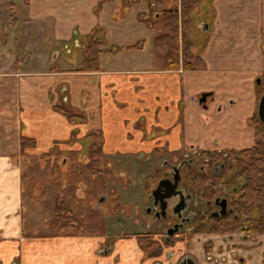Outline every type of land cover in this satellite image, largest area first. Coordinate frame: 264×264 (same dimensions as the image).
I'll return each instance as SVG.
<instances>
[{
  "label": "crops",
  "instance_id": "1",
  "mask_svg": "<svg viewBox=\"0 0 264 264\" xmlns=\"http://www.w3.org/2000/svg\"><path fill=\"white\" fill-rule=\"evenodd\" d=\"M100 1L8 0L10 9L16 14L15 20L24 21L21 25V36L27 37V40L31 38L28 41L32 43L30 47L38 48L42 41L45 42V37L48 38V44L54 45L48 49L49 45L45 44L47 51L42 53L43 60L33 51L22 52L23 58L30 53L24 66L18 65L20 59L16 63L0 61V264H155V260L164 261V258L146 259L135 239H122L110 247L109 254H102V246L105 243L102 237L79 234L26 237L24 233L21 138L34 139L37 146L43 147L44 142L52 140L55 127L52 121L47 126L33 123L35 116L23 112V94L29 108L38 100L37 95L47 90L52 92L58 103L60 98L56 92L65 84L66 78L76 77L73 69H69L76 62V57L71 60L70 65L66 60L65 68L59 70L52 67L51 63L61 60L62 49L71 47L75 41L81 43V40L89 38L99 28L105 31L109 28L116 38L134 40L144 35L145 31L154 32V29H147L137 21L139 14L149 10L143 2L108 1L103 4L102 12L98 14ZM209 4L215 12L212 14V23L204 20L198 26L199 30L207 34L211 32L203 42L204 50L200 55L205 69L166 71L163 58V62L160 60L162 69L141 73L152 74V83H156L158 79V82L163 84H181L178 91L170 95V98L176 97L177 101L183 102L180 109L170 110V115L155 114L154 122L150 121L145 125L149 131L156 130L157 133L165 135L157 138L155 135L151 140H144L138 134L137 127L125 124V117L115 111L116 109L105 101L104 96L95 103L97 106L93 114L90 112L85 119V132L117 133L116 136L107 138L109 145L103 147L105 154L107 149H110V143L114 141L124 142V146L129 150L167 147L172 152L186 147L242 151L254 146L255 129L248 125V119L253 116L259 100L255 88L257 80L264 76V14L261 11L262 7L264 11V0H209ZM241 4L247 7L248 12L235 10V6ZM122 5L127 13L132 11V20L125 13L114 22L116 11ZM196 21L195 17L192 30L187 36L193 47L195 42L192 35L197 29ZM162 33V29L154 32L153 45L156 37ZM146 42L147 39L139 41V50L127 49L138 44L125 45L122 47L123 52H139L140 55L133 54V58L143 59L154 67L158 59L155 45L152 51H147L148 54L143 56ZM84 48H74L78 52L76 56L80 65L77 70L80 71L84 61ZM106 54L109 53H102L99 58L105 57ZM9 55L7 50L3 52L4 58L9 59ZM101 74L102 71L99 70L80 74L84 77L83 103L88 101L92 92L95 97L105 90L102 87L93 89L91 84L88 88L85 87L92 77H99ZM125 74L110 73L116 79ZM163 76L167 80L163 79L161 82L160 77ZM258 82L260 83L259 80ZM117 84L125 86L120 80H117ZM72 89L75 94L74 103H81L76 84H72ZM164 93L167 94L165 91ZM203 93H209L205 107L199 103V97ZM161 97L159 92L153 94V109L156 105L157 108L161 107ZM53 105H47V110L51 112L50 117L60 118ZM41 116L44 118V115ZM119 116L122 117V125L117 124ZM23 122H27V125ZM129 132H134L135 140L127 138ZM119 148L121 144L115 150ZM206 244H211L208 251L205 250ZM173 249L180 251L179 255L177 252L171 261H165L164 264H176L182 251V255L190 253L195 264H239L236 261L238 259L240 264H264V233L247 240L243 239L241 233L195 235L191 238L189 249L186 245H176Z\"/></svg>",
  "mask_w": 264,
  "mask_h": 264
},
{
  "label": "rangeland",
  "instance_id": "2",
  "mask_svg": "<svg viewBox=\"0 0 264 264\" xmlns=\"http://www.w3.org/2000/svg\"><path fill=\"white\" fill-rule=\"evenodd\" d=\"M108 2V1H105ZM104 2V3H105ZM103 3V4H104ZM179 0H164V4L152 7L148 3H144L147 8L157 11L174 9L178 6ZM102 4V7H103ZM119 8V7H117ZM133 8V7H132ZM122 5L116 11L114 22L119 17L126 15L132 20L131 13H127ZM134 10V9H133ZM237 12L246 13L248 9L245 5L235 6ZM262 13L264 14L263 7ZM98 12V11H97ZM102 9L98 12L101 13ZM109 12V11H108ZM215 13L213 6L209 4V0H202L192 12L193 19L196 17L194 31L195 46L192 53L200 57L204 50L203 42L209 37V32H203L198 29L199 23L206 20L207 23H212V14ZM15 12H12L8 5V0H0V61L5 60L9 63H16L20 59L18 65L24 66L28 60V53L24 58L22 52L25 50L33 51L35 55L39 54L40 60H43V52L51 49L54 44H48L45 37V42L38 45V48H32L31 42H28L27 37L21 36L23 20H15ZM165 15L162 17L160 24L154 29V32L162 29ZM127 19V18H126ZM138 21V17H137ZM136 23V22H135ZM143 24V23H142ZM127 25V24H126ZM145 25V24H144ZM145 27L149 29L146 25ZM109 29V28H108ZM103 29V44L99 49H111L109 54L105 57L98 58L94 71H102L99 77H92L86 82V88L91 84L92 88L105 89L103 92L96 94L94 92L88 98L86 103L84 99V77L80 74L82 71L79 68V61L76 49L71 44L70 53L67 49L61 50V60L51 63L52 67L63 69L66 60L70 65L71 60L76 57V62L70 66L72 72L76 73V77H68L67 81L56 92L60 98L56 103V99L52 92L37 95L38 100L27 107L26 96L23 94L22 105L25 107L23 112L28 115H34L33 123L38 126H47L52 121L55 127L52 140L44 142V145L36 146L34 148L21 150V164L23 168V204H24V233L26 237L30 236H58V235H86L89 237H102L105 243L102 246L110 249L116 242L124 240L135 239L134 232H149L150 222L143 218V209L148 205L146 195H144V184L147 177L155 168L164 166L165 161L172 164H177V160L184 154L191 156L192 150L190 148H183L171 153L167 150H158V152L151 153L145 156V161L139 162L130 159H121L117 148L120 142L110 143V149H107L106 155L100 157V165L98 169L100 173L94 175L87 167L90 158V152L98 147H105L109 145L107 138L116 136L117 133H90L85 132V124L87 116L91 112L93 114L96 109L95 103L99 98L105 96V101L112 105L115 111L119 112L125 117V124L136 127H144L146 124L153 123L155 114H169L170 110L177 111L182 106L183 102L177 101V98H170V95L177 92L181 84H165L152 83V74H141L143 71L162 69L160 60L164 61V54L157 51L158 56L156 66H151L143 59H134L133 54L139 56L140 53H131L129 51L123 52L125 45L138 44L140 40L147 39L143 56H146L147 51L154 49L152 35L154 32L145 31L144 35H140L136 40L116 38L111 32ZM145 29V30H147ZM151 29V30H152ZM35 31L32 32L34 34ZM35 40H39L33 37ZM140 39V40H139ZM44 40V38H43ZM139 40V41H138ZM88 38L81 40L85 46ZM139 50V48H137ZM136 49V50H137ZM9 52V59L4 58L3 52ZM56 50V49H54ZM54 50H50L51 52ZM49 51V50H48ZM84 56V51L82 50ZM23 58V59H22ZM160 58V59H159ZM70 59V61H69ZM52 62V60H51ZM54 69V68H52ZM82 69V68H81ZM77 70V71H76ZM93 71V72H94ZM111 72H125L124 76L116 77L110 75ZM166 79L164 76L160 77V81ZM51 80V79H50ZM117 80H120L123 85H118ZM260 81V83L258 82ZM256 83V90L258 93L257 108L253 116L248 119V125L252 127L251 122L253 118H259L258 105L260 98L264 94V76L259 78ZM105 81V86L103 82ZM46 84L45 81H43ZM72 84H76L78 96L81 98V103H74V95L72 92ZM123 87V89H122ZM122 89V90H121ZM63 91V94H61ZM89 91V90H88ZM165 92L167 94L165 95ZM161 93V107L157 105L153 109L152 97L154 93ZM80 93V94H79ZM64 98V100H63ZM66 98V99H65ZM95 99V101H94ZM103 99V98H102ZM166 99V102L164 100ZM150 100V101H149ZM158 104L159 102L156 101ZM53 105V109L60 115V118H51V112L47 110V105ZM93 106V107H92ZM92 108V110H90ZM111 108V107H108ZM107 110V109H106ZM247 112V110H244ZM33 112V114H32ZM44 115V118L41 116ZM119 125L123 124L122 117H117ZM160 122V120H159ZM114 123V121L112 122ZM27 125V122H23ZM94 134L98 135L95 136ZM165 135L164 133H157L156 138ZM146 139V138H145ZM176 151V150H175ZM84 153V160H79L80 155ZM143 155V154H142ZM89 157V158H88ZM97 157V156H96ZM130 162V163H129ZM132 165V166H131ZM130 166V168H129ZM124 173V175L119 173ZM150 178V177H149ZM148 183L153 182L150 178ZM149 187V185H148ZM59 197L63 202L65 211L72 214L77 222L80 224V229L75 228L55 229L52 228L51 223L55 219V200ZM187 210L185 216H194ZM194 212V211H193ZM166 220L160 225L168 227L169 222ZM196 218L191 222L194 224ZM187 227H192L188 225ZM161 230V229H160ZM158 229H153L152 233L157 232ZM141 233V234H142ZM145 234V233H144ZM159 235V234H158ZM194 235V234H193ZM189 249V245L186 246ZM107 253V252H106ZM178 252L177 255H179ZM183 253V251H182ZM188 253V252H187ZM184 255V254H183ZM167 262V259L162 255V259ZM118 261V260H117ZM168 263V262H167Z\"/></svg>",
  "mask_w": 264,
  "mask_h": 264
},
{
  "label": "flooded vegetation",
  "instance_id": "3",
  "mask_svg": "<svg viewBox=\"0 0 264 264\" xmlns=\"http://www.w3.org/2000/svg\"><path fill=\"white\" fill-rule=\"evenodd\" d=\"M73 47L84 48V45L82 46L80 42L75 41ZM69 49L70 47H67V50L70 53ZM61 94H63V91ZM204 95L207 96L206 101L201 103ZM208 98L209 93L201 94L199 97V103L201 106H207L206 103ZM137 130L138 134H140L141 138L144 140H151L157 133L156 130L149 131L145 128V126L139 128L137 127ZM127 138L133 141L135 140L136 135L134 132H129L127 133ZM120 144L121 148L117 150L118 156L121 159L129 158L130 162L132 160L143 162L146 158H148H145L146 155L158 152V150L162 149L175 153L167 147L152 148V150H129L126 146H124V142H121ZM186 148H190L195 151H192L191 156L184 154L177 160V164L175 165L168 163L167 161L163 162L164 166L157 169L154 168L144 184V195H146L148 205L143 209L142 213L143 218L146 219L148 223L150 222V231L143 233L134 232L133 234L136 242L137 238H148L157 244L155 253L156 256L150 258L144 254L146 259H159L162 258V255H164L167 262H169L178 252L173 249L174 246L190 245L191 238L193 236L203 235L193 233L196 227L202 225L209 226L210 223L229 219L231 216L234 218L238 217L233 213L232 203L239 198V191L244 183L234 172L232 173L229 170L228 164L229 153L236 150L224 151L205 150L195 147ZM83 155L84 153L80 155V161L84 160ZM105 155L106 154L104 153L103 156ZM90 161L91 159L89 158L87 166ZM119 174L124 175L123 172ZM149 177L153 180L150 184L148 183L149 180L151 181ZM194 183L198 184L199 188H196L197 186L194 185ZM207 187L209 188L208 190L206 189ZM187 210L190 211L189 213H193L194 216H185L184 213ZM194 218H196L197 221L192 224L191 222ZM166 220H168L167 222H169V226L165 228L160 224L164 223ZM188 225H192V227H187ZM155 228H157L158 231L152 233ZM228 233H241L244 240L252 238L248 237L243 231L215 233L209 235H224ZM207 245L211 249V244H206L205 250ZM108 251V249L104 248L101 253L106 254ZM236 261L240 264L239 259ZM164 262L165 261L160 259L155 260V264H164ZM195 263L194 257L192 258L190 253L184 255L181 253L178 261L176 262V264Z\"/></svg>",
  "mask_w": 264,
  "mask_h": 264
},
{
  "label": "trees",
  "instance_id": "4",
  "mask_svg": "<svg viewBox=\"0 0 264 264\" xmlns=\"http://www.w3.org/2000/svg\"><path fill=\"white\" fill-rule=\"evenodd\" d=\"M101 0L97 11L102 9ZM132 3L143 2L150 6L164 4V0H132ZM202 0H179L178 6L174 9L157 11L149 8L148 12L138 15V21L145 24L149 29L160 24L162 17L163 33L154 40L155 49L165 55L166 71H194L205 69V64L200 57L192 53L193 43L187 36L192 30V12ZM103 30L99 28L88 38L84 48V61L82 72H93L99 55L109 53L111 49H99L103 44ZM140 44L128 47V50L137 49ZM255 129V144L249 149L242 151H232L228 156L229 170L244 183L240 189V196L233 204V213L237 218L231 216L229 219L215 221L209 226L202 225L196 227L194 234H215L225 232L243 231L248 237H253L258 233H264V124L259 118H253L251 122ZM95 136H98L94 134ZM36 146V141L31 138H21V149H30ZM104 155L102 147H98L90 152L89 165L87 166L92 174L100 173V157ZM97 156V157H96ZM199 188L198 184H195ZM209 189L208 187L206 188ZM55 219L51 226L55 229L67 227L80 229V224L72 214L65 211L63 202L57 197L55 200ZM139 248L146 256L155 257L157 244L148 238H137ZM210 247L207 245L206 250Z\"/></svg>",
  "mask_w": 264,
  "mask_h": 264
},
{
  "label": "water",
  "instance_id": "5",
  "mask_svg": "<svg viewBox=\"0 0 264 264\" xmlns=\"http://www.w3.org/2000/svg\"><path fill=\"white\" fill-rule=\"evenodd\" d=\"M56 58V54H54L53 59ZM206 95L203 96V99L201 100V103L206 101ZM258 116L261 122L264 124V94L260 98L259 105H258ZM171 235V233H170ZM109 254V251L107 252Z\"/></svg>",
  "mask_w": 264,
  "mask_h": 264
}]
</instances>
